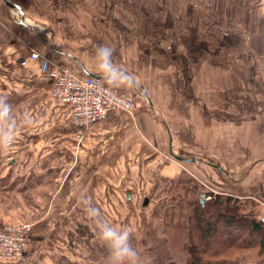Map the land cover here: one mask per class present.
Here are the masks:
<instances>
[{
	"label": "crops",
	"instance_id": "crops-1",
	"mask_svg": "<svg viewBox=\"0 0 264 264\" xmlns=\"http://www.w3.org/2000/svg\"><path fill=\"white\" fill-rule=\"evenodd\" d=\"M219 1L222 4L218 9L216 0H192L199 8L209 5L212 12L221 13L224 23L228 22L229 29L235 30L229 35L242 38L239 43L246 46L242 52L257 51L252 49L254 45L264 47V42L255 39L264 38V0ZM63 2L67 3L62 0H0V169L6 170L5 174L0 171V222L27 219L32 224L25 259L19 264H77L79 256L82 260L89 256L92 261L104 246L105 261L109 260V227L101 216L84 223L75 247L64 249L62 246L67 239L76 236L74 222L80 220L78 214L91 206L95 207L96 214L112 211L111 194L118 193L115 189L118 184L110 185L115 176H106V168L115 166L113 170L121 173L117 180L135 181L141 180L142 176H195V171L196 176L205 177L208 165L216 168V175L224 176V181L229 178V186L237 189V178L232 179L233 176H253L255 167L249 166L255 162L264 166V136L255 133L257 129L264 133V110L252 117H258V120L236 121L229 130L226 129L225 122L219 117L220 109L207 105L203 94L197 92L198 96L192 91L189 96L184 92L185 87L188 90L193 87L191 77L187 78V86L182 84L183 76L186 78L183 68L187 67L183 60L142 56L137 39L132 46L123 39L115 45L116 39L110 37L106 29L96 36L92 10L85 14L86 20L78 19L72 11L67 12L70 6L76 8L74 1L62 9L58 6H64ZM122 2L113 1L118 7ZM128 8L127 4L122 8L125 15L130 14ZM181 10L183 13V8ZM105 27L111 30L110 25ZM131 31L138 37L136 30ZM114 37L124 36L117 34ZM32 50L49 55L61 66L77 73L101 76L109 86L146 96L151 106L137 108L136 105L131 117L121 110H111L94 124L79 127L71 122L64 106L53 105L50 82L39 73L38 61L29 57ZM261 51L264 52V48ZM108 69L113 70V75ZM223 82L233 85L226 96L237 98L238 102L237 109H225L229 116L231 112H254L253 104L250 108L246 105L248 97L241 98L243 82L233 75L222 77L218 74L214 79L213 83L218 87V96L213 94L217 106H222ZM196 98L198 104L194 103ZM47 110L58 120L51 126L31 127L13 122L15 113L24 118L36 112L35 118L41 116L44 119ZM30 133H36V149L34 146L28 148L30 137L24 135ZM46 139L59 146L75 145L77 154L82 156L84 153L86 163L96 166L94 176L87 180L89 184H86L84 197L69 198L71 193L61 187L63 182L60 180L45 191L47 185L44 186L40 179L43 175L34 178L35 175L27 173L31 161L25 160V155L32 151L38 152L39 156ZM20 143L22 150L11 151ZM52 156L55 164L62 159L57 152ZM21 167L23 173L13 172L8 176L10 170ZM41 168L45 170V164L42 163ZM95 176H102V183L105 182L96 189ZM54 180L58 179L55 177ZM260 189H263L260 195L264 199V186ZM114 210L112 212L121 221L125 211L115 207ZM69 211H73L72 214L66 215ZM134 221L135 218L131 220ZM83 233L88 239L93 238L89 239L93 248L83 241ZM117 243L124 245L125 241L118 240ZM84 248L87 255L82 252Z\"/></svg>",
	"mask_w": 264,
	"mask_h": 264
},
{
	"label": "rangeland",
	"instance_id": "rangeland-1",
	"mask_svg": "<svg viewBox=\"0 0 264 264\" xmlns=\"http://www.w3.org/2000/svg\"><path fill=\"white\" fill-rule=\"evenodd\" d=\"M62 1H66L67 3L74 1L76 8L70 6L67 12L72 11V13H75V18L78 19L85 18L86 20L85 14H90L92 10L95 25L94 34L96 36H99L100 32L106 29L109 31L110 37L116 39L115 45H117L118 40L122 42L121 39H123L124 43L132 46L135 44V39H137L142 56H147L150 59L158 57L161 60H183V63L187 64V67L183 68L186 78L183 76L182 84L187 86V78L191 77L193 87L192 90L191 88L188 90V87H185L186 90L184 89V92L189 96L192 91L197 95L198 93L203 94L207 105L211 104V107L214 106L216 109H220L221 115L219 114V117L221 116L225 122L224 126L227 127L226 129L229 130L230 125L232 126L236 121L259 119L258 117H252H254L256 112L264 110V52L261 51L264 47L254 45L252 49H256L257 51L242 52L241 49L246 48L243 43H239L242 38L229 35L235 32V30L229 29L228 22L224 23L220 15L221 13L212 12L209 5H207V8H199L192 0H186V3L183 4L181 3L182 0H123L120 7L113 3L116 0H81V3L78 2L79 0ZM63 3L64 6L60 5L58 7L62 9L66 8L67 3ZM216 3L217 5L219 4L217 6L219 9L222 1L216 0ZM126 4L130 7L128 8L130 12L128 15H125L122 10ZM181 8H183V13ZM123 20H125L126 24L123 23ZM106 25H110L112 31L106 28ZM131 30H136L138 37ZM115 34H121L124 37L116 38L114 37L116 36ZM46 39L48 40L47 36ZM255 39L264 42V38ZM49 43L51 46L53 45L52 42ZM252 49L249 48V50ZM49 51L52 52L51 49ZM147 57L146 60H149ZM108 71L113 75V70L108 69ZM218 74L222 77H231L233 75L241 79L244 87V91L240 90L241 98L245 99L248 97L246 105L248 104V108H250L253 104L254 112H244L242 114L231 112L229 113L230 116L227 114L225 109L234 110L238 107L237 98L231 99L226 96L233 88V85L230 83L225 84L223 82L221 85V92L223 94L221 95L222 99H220L221 108L215 104L213 94L215 93V97L218 96V87L215 86L213 81L218 78ZM128 93L134 94V109H136V105L137 108H149L151 106L146 96H142L136 92L128 91ZM194 103L198 104V99ZM53 105L56 104L53 103ZM46 113L44 119L41 116L35 118L33 115H36V112L30 113L29 116L24 118L21 114L15 113L13 122L16 125L24 124L31 127L39 125L51 126L57 123L58 120L52 115L51 111L47 110ZM255 133L260 137L264 136V133L260 132L259 129ZM24 136L30 137L28 148L31 149L34 146L36 149V133ZM47 140H45L44 148L40 147L43 150L39 152V156L37 155L38 152L34 154L32 151L28 155H25V160L29 159L31 161V164L27 165L29 167V170H26L27 173L35 175L32 176L34 178H39L40 174L43 175H40V179H43L44 186L47 185L44 187L45 191H48L49 186L53 187V183H58L60 180L63 182L61 187L67 193H71L69 198L78 196L80 199L84 197L86 184H89L87 180H90V176H94L96 166L91 163L87 164V158L84 156V153L82 156L77 154L74 149L75 145L64 144L63 146H59L55 145L53 141ZM22 146V143L18 146L15 144L11 151L15 150V148L22 150ZM55 152L62 158L56 164L52 156ZM10 156L12 155L10 154ZM55 156L58 157L56 154ZM173 160L174 162H178L174 158ZM42 163L45 164V170L41 168ZM111 167L106 168V176H115L114 181L110 180V185L112 183L114 185L118 184L115 187L118 193L115 195L111 194L110 209L112 211H115L114 207L122 209L123 213L125 211L124 217L119 221L116 214L110 210L106 214H101V212L96 214L95 207L91 206L87 208V211L84 210L81 214L77 213L80 220L74 222L76 236L67 239V242H64L62 245L64 249L75 247L78 244L77 238L79 239L81 235L80 229H83L84 223L95 220L96 216L98 218L101 216L109 227V240H111L108 251L109 260L105 261L106 247L104 246V248L101 247L99 249L98 254L93 256L94 260L90 261L89 256L88 259L83 258L82 260L79 256L80 260L79 262L77 261V264H159L158 259L170 257L172 250H175L174 247H177V244L182 245L187 243L192 245L197 242L192 236L190 237L192 226H188L189 221L185 214L182 217L185 206L186 208L187 206L190 208L191 204L198 202V200L200 202L209 201L214 194L226 196L231 193L232 199L230 203L238 206V210H241V212H245L247 218L249 217V213H252L250 215L257 214L258 220L261 215H264V199L260 195V190L263 192V189L260 188L264 186V176H261L264 174V166L257 164V162L253 166L252 164L249 166L255 167L253 176H242L241 173L240 176H233L232 179L237 178V189L229 186V178L224 181L225 177L220 178L221 176H217V169L208 165H206L205 177L196 176L197 171H195V176H142L141 180L136 179L135 181L117 180L118 175L121 173L113 170L115 166ZM21 170L22 167L15 171L10 170L7 174L9 176L13 172L23 173ZM0 171H3L2 174L6 173L4 168L0 169ZM106 176H104V179H106ZM55 177L58 180L55 181ZM94 179V189L101 187L105 183H102V176H95ZM31 180L33 179L31 178ZM127 193H129V197ZM145 197L146 202L143 204ZM182 205L184 207L180 210ZM72 212L69 211L66 215H70ZM77 214L76 216H78ZM133 218L136 221L131 222ZM239 222L241 221L239 220ZM15 223L19 226L29 223L30 227H32L31 222L27 219L0 222V227ZM137 229L138 231H136ZM31 230L32 228H30L26 242L27 245L23 250L21 259L14 262H10L9 260L0 262L19 264L25 259ZM237 230L225 229L224 231L223 229V236L228 233L230 240L234 239L237 234L238 236L242 234L241 244L247 242V244L253 246L242 249L231 245L224 250L223 256L237 258V260H240L244 264H264V248L260 249L259 245L255 243L256 237L249 235L247 229H243L242 232L239 231L242 229ZM84 234L83 238L85 237V239L83 241L93 248V245L89 241V239L92 240L93 238L90 237L88 239V236H84ZM118 240L125 241L124 245L120 243L116 244ZM167 240L170 245L174 244V247H170ZM85 249L82 252L87 255ZM140 255L141 259H139Z\"/></svg>",
	"mask_w": 264,
	"mask_h": 264
},
{
	"label": "built area",
	"instance_id": "built-area-1",
	"mask_svg": "<svg viewBox=\"0 0 264 264\" xmlns=\"http://www.w3.org/2000/svg\"><path fill=\"white\" fill-rule=\"evenodd\" d=\"M29 57L38 61L39 73L50 81L52 102L68 110L73 124L86 128L103 119L111 110H121L130 117L133 115L134 96L105 84L101 76L77 73L38 51L32 50ZM259 221L264 225V215ZM30 228L29 223L0 227V261L21 259Z\"/></svg>",
	"mask_w": 264,
	"mask_h": 264
},
{
	"label": "trees",
	"instance_id": "trees-1",
	"mask_svg": "<svg viewBox=\"0 0 264 264\" xmlns=\"http://www.w3.org/2000/svg\"><path fill=\"white\" fill-rule=\"evenodd\" d=\"M231 196L230 194L226 196L214 194L209 201L198 200L193 202L190 208L185 206L182 217L185 214L189 221L188 226H192L190 237L192 236L197 242L192 245L177 244V247H174V244L170 245L167 240L169 246H173L175 250H172L170 257L159 258V264H244L237 258L223 256L224 250L231 245L242 249L253 245L247 242L241 244L242 234L240 236L237 234L238 237L229 240L228 233L223 236L225 229H235V231L242 229L239 230L240 232L247 229L249 235L256 237L255 243L260 249L264 248V225L258 220L257 214L249 213L247 218L245 212H241L238 206L230 203ZM183 207L182 205L180 210Z\"/></svg>",
	"mask_w": 264,
	"mask_h": 264
},
{
	"label": "water",
	"instance_id": "water-1",
	"mask_svg": "<svg viewBox=\"0 0 264 264\" xmlns=\"http://www.w3.org/2000/svg\"><path fill=\"white\" fill-rule=\"evenodd\" d=\"M178 159H182V158H178ZM127 196L129 197V193H127ZM201 200H202V198H201ZM145 202H146V197L143 200V204H145Z\"/></svg>",
	"mask_w": 264,
	"mask_h": 264
}]
</instances>
